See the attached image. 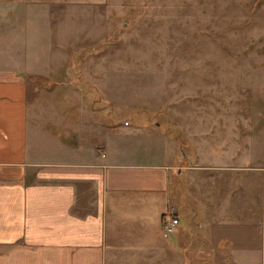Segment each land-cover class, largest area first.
<instances>
[{"label": "crops", "instance_id": "1", "mask_svg": "<svg viewBox=\"0 0 264 264\" xmlns=\"http://www.w3.org/2000/svg\"><path fill=\"white\" fill-rule=\"evenodd\" d=\"M7 5L0 264H264V72L246 152L198 151L182 165L177 138L94 115L85 89L68 82L66 50L56 40L42 52L24 44L16 32L29 15ZM170 216L179 222L165 236Z\"/></svg>", "mask_w": 264, "mask_h": 264}, {"label": "rangeland", "instance_id": "2", "mask_svg": "<svg viewBox=\"0 0 264 264\" xmlns=\"http://www.w3.org/2000/svg\"><path fill=\"white\" fill-rule=\"evenodd\" d=\"M7 4L29 15L16 32L24 44L66 50L68 82L104 122L177 138L182 165L198 151L246 152L261 110L264 0H0V11Z\"/></svg>", "mask_w": 264, "mask_h": 264}, {"label": "built area", "instance_id": "3", "mask_svg": "<svg viewBox=\"0 0 264 264\" xmlns=\"http://www.w3.org/2000/svg\"><path fill=\"white\" fill-rule=\"evenodd\" d=\"M179 220L175 217H169L167 219H165L164 223H163V234L165 236L170 235L171 233H173L176 229V226L178 224Z\"/></svg>", "mask_w": 264, "mask_h": 264}]
</instances>
